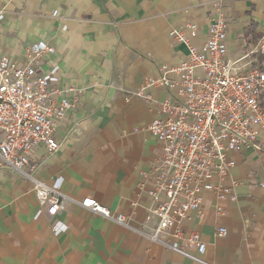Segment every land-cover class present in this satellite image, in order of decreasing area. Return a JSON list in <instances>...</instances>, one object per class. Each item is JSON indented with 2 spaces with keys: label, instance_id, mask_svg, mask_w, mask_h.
Returning <instances> with one entry per match:
<instances>
[{
  "label": "crops",
  "instance_id": "obj_1",
  "mask_svg": "<svg viewBox=\"0 0 264 264\" xmlns=\"http://www.w3.org/2000/svg\"><path fill=\"white\" fill-rule=\"evenodd\" d=\"M221 10L232 11L230 62L241 72L258 68L262 57L241 59L258 43L246 29L254 24L264 36V0H0V54L22 67L28 47H54L47 61L60 67L62 80L55 86L61 94L53 97L74 104L56 133L61 150L37 174L47 186L63 180L64 209L52 217L31 182L0 178V264H264V148L233 155L237 167L227 183L241 181L237 202L209 196L202 218L193 213L183 223L207 244L204 256L188 250L185 257L141 235L153 207V182L140 189L142 174H153L163 158L148 126L167 95L152 82L158 68L170 71L189 53L171 31L198 26L199 47ZM55 11L58 19L51 18ZM70 87L74 92L66 91ZM141 91L153 100L138 97ZM45 156L42 149L33 161ZM86 199L115 219L124 215L128 225L80 205ZM220 228L226 236H218Z\"/></svg>",
  "mask_w": 264,
  "mask_h": 264
},
{
  "label": "built area",
  "instance_id": "obj_2",
  "mask_svg": "<svg viewBox=\"0 0 264 264\" xmlns=\"http://www.w3.org/2000/svg\"><path fill=\"white\" fill-rule=\"evenodd\" d=\"M231 14V10L217 13L199 47L194 43L198 26L172 30L170 38L187 45L189 53L170 71L158 68V78L152 82L167 95L159 105L160 116L148 126L162 146L163 158L153 174H142L140 189L147 187V181L153 182L148 191L153 207L143 225L147 230L141 235L185 257H191L188 250L204 256L207 244L198 232L184 231L183 223L193 213L202 218L209 196L218 202H237L241 181L227 183L237 167L233 155L249 150L260 153L264 148V36L241 59L260 56L261 65L246 72L236 70L228 58ZM51 18L58 19L59 12H53ZM3 19L0 11V22ZM55 53L47 43L34 44L24 51L22 67L0 54V178L15 176L31 182L40 206L47 207L52 217L65 206L66 197L60 194L63 180L47 186L37 180V174L61 150L63 142L56 133L74 107L65 98L53 97L61 94L55 86L62 80L60 67L47 61ZM44 67L49 71L44 72ZM137 96L153 100L142 91ZM42 149L46 156L38 164L33 157ZM80 205L128 225L127 217L115 219L107 207L92 199ZM217 211L221 213L219 207ZM53 231L60 234L63 229L56 224ZM226 235L227 229L218 230L219 237Z\"/></svg>",
  "mask_w": 264,
  "mask_h": 264
},
{
  "label": "trees",
  "instance_id": "obj_3",
  "mask_svg": "<svg viewBox=\"0 0 264 264\" xmlns=\"http://www.w3.org/2000/svg\"><path fill=\"white\" fill-rule=\"evenodd\" d=\"M246 32H247L248 36H253L254 40H256V41H259L261 39V37H262L261 34L256 33V28H255L254 24L250 25L246 29ZM261 102H262V105H263V108H264V93L261 95Z\"/></svg>",
  "mask_w": 264,
  "mask_h": 264
}]
</instances>
